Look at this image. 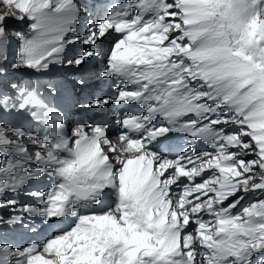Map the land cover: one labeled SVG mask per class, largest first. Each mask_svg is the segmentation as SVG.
Wrapping results in <instances>:
<instances>
[{
    "label": "snow or ice",
    "instance_id": "1",
    "mask_svg": "<svg viewBox=\"0 0 264 264\" xmlns=\"http://www.w3.org/2000/svg\"><path fill=\"white\" fill-rule=\"evenodd\" d=\"M0 264H264V0H0Z\"/></svg>",
    "mask_w": 264,
    "mask_h": 264
}]
</instances>
